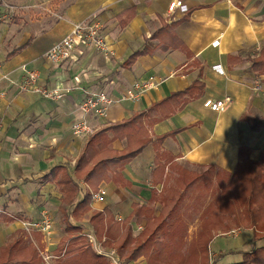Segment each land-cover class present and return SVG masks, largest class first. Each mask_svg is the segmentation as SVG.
Segmentation results:
<instances>
[{
	"label": "crops",
	"instance_id": "1",
	"mask_svg": "<svg viewBox=\"0 0 264 264\" xmlns=\"http://www.w3.org/2000/svg\"><path fill=\"white\" fill-rule=\"evenodd\" d=\"M172 1L175 0H45L44 3L42 0H0L7 8L16 7L15 29L19 43L13 49L23 46L10 58L7 55L13 49L4 54L0 76L9 74L11 80L18 82L21 77L19 67L26 65L39 72V85L61 93L58 99L48 100L36 94H18L15 86L0 81V90L5 91L0 100V249L21 238L24 245L37 250L43 264H57L56 247L65 236L64 230L61 233L59 228V217L53 214L50 235L37 232L27 235L20 229L15 230L10 201L19 197L22 201L20 209L23 208L22 204L26 202L21 199L20 191L34 182L39 183V178L49 175L54 166L65 165L72 169L83 150L86 139H75L70 127L80 118L79 106L86 96L82 95V89L90 80L83 78L76 82L75 73L79 71L78 66L87 67L93 60L85 56L80 63L73 64L68 60L54 65L41 56L53 43L66 36L73 24L90 15H98L104 40L119 61L118 69L94 72L97 91H106L113 100L104 118L94 120L89 117L95 131L128 119L136 112L146 111L152 104L185 90L198 80L204 85L203 95L154 124L149 130L150 137L181 129L173 137H167L162 148L183 167H201L206 171L213 166L232 174L243 160H259L264 151V129L251 132L240 118L245 113L264 116V92L252 90L256 80L264 88V76H256L250 69L251 60L264 44V0H176L186 10L176 7L168 11ZM129 9H133V14L126 20L121 14ZM3 11L0 7V12ZM42 11L48 15L36 16ZM175 20H181L174 32L188 53L179 49L167 53L155 49L152 54L137 58L129 68L122 67L128 56L139 50L160 27L161 21ZM30 29L33 32L28 31ZM4 37L3 33L0 43ZM146 42L151 48L156 45L155 41ZM134 44L138 46L136 49L131 47ZM150 78L158 82L155 87L138 94L136 99L124 98L126 92H138L132 88L135 83ZM225 97L230 98V103L221 112H212L202 106L206 99ZM123 147L124 141L112 143L115 150ZM70 155L72 159L67 161ZM153 158L154 149L149 145L125 163L121 171L130 185L101 183L98 187L105 189L104 200L101 203L90 201L89 209L82 213L73 214L72 209L75 203L81 202L87 190L84 183L77 182L79 193L71 207L61 204L62 193L53 183H42L45 185L39 190L46 194L45 205H49L51 213L61 212V208L66 210L70 214V223L81 226L83 233L93 230L89 220L95 211L106 208L115 220L116 217L123 219L131 211L132 203L147 202L152 188ZM109 166L112 174L118 173L117 161L112 160ZM36 199H39L38 205L44 201L43 196ZM138 226L142 227L132 223L134 232ZM15 231L19 235L13 234ZM46 254L53 257L47 263L42 258ZM126 264L145 262L139 259Z\"/></svg>",
	"mask_w": 264,
	"mask_h": 264
},
{
	"label": "trees",
	"instance_id": "2",
	"mask_svg": "<svg viewBox=\"0 0 264 264\" xmlns=\"http://www.w3.org/2000/svg\"><path fill=\"white\" fill-rule=\"evenodd\" d=\"M132 14L133 9H129L121 16L128 20ZM180 21H161L160 27L153 31L139 50L128 56L122 67L129 68L137 58L150 55L155 49L164 53L177 49L188 53L174 32ZM146 41H155V47L151 48ZM22 48L13 49L7 57ZM250 69L256 76H264V44L251 60ZM203 93V83L194 81L185 90L152 104L146 111L136 112L128 119L97 129L88 136L72 169L65 165L54 166L49 175L40 180L42 183H53L62 193L61 204L67 207L72 206L79 193L77 182L84 183L87 190L81 202L75 203L72 209L73 214L82 213L89 209L90 195L101 183L129 186L130 183L121 174L125 163L152 145L154 167L150 174L152 188L147 202L132 203L131 211L121 222L116 221L106 208L93 212L89 220L97 237L105 239L103 245L115 248L124 263L142 258L146 264H210L208 246L213 234L243 229L251 232L250 249L220 253L211 264L230 255H238L240 260L228 264H264V151L256 162L243 160L229 176L213 166L196 173L175 163L162 148L163 141L181 129L150 137L149 130L154 124L170 117ZM151 113L155 116L152 117ZM240 121L246 123L251 132L264 129V116L245 113ZM116 140L124 141L121 150L112 148ZM112 160L119 163L116 174L111 173L109 163ZM157 186L160 188L157 189ZM192 188L197 191L207 189L213 197L199 215L196 236L186 242L181 207L186 192ZM61 212L65 236L56 247L57 264H107L89 247L81 226L70 223V214L66 210L61 208ZM132 223L141 224L142 230L134 232ZM0 264L43 262L37 250L17 238L0 249Z\"/></svg>",
	"mask_w": 264,
	"mask_h": 264
},
{
	"label": "rangeland",
	"instance_id": "3",
	"mask_svg": "<svg viewBox=\"0 0 264 264\" xmlns=\"http://www.w3.org/2000/svg\"><path fill=\"white\" fill-rule=\"evenodd\" d=\"M44 2H45V0H42V3H44ZM0 7H2L4 10L3 12H0V36H2L3 33L5 34V37L2 39V41L0 43V65H3V63L5 62L3 60L4 54H7L11 49H13L15 46H17V44L19 42L17 41L16 29H15L16 16H17L16 15L17 12L15 11V10H17L16 7L12 6V7L7 8L8 6H6L4 4H0ZM45 13L46 12H43V11L38 12V13H36V16L43 17L44 15H48ZM93 17L98 20L97 22H99L100 24L102 23L97 14H93V15L89 16L90 19ZM36 18H37V20H39L38 17H36ZM28 31L33 32L32 29H30ZM101 34L103 36L102 32H101ZM103 38H104V36H103ZM55 43H53V44H55ZM131 47L136 49L138 46H135V44H134ZM48 49H46L43 53H45ZM85 56H87V57L90 56L92 58V60H93L92 61L93 63L91 62L92 65L88 63L87 67H84L83 65L78 66L77 70L79 69V71L75 73L76 82H77V80L79 82V80L83 79V78L90 80V83H88L87 87H83L82 95H86L87 92L93 93V92H96L97 90H99L98 86L95 84L94 72H101V69H104V70L107 69L108 72H111L114 69H118V63H119V61L117 59H115L116 56L114 54L109 58H104L93 47H91V46L83 47L82 45L78 46L72 52V54L68 60H70L71 63L76 64V63H80L79 61L82 58H84ZM82 63H85V60ZM111 68H113V69H111ZM100 90H102V89H100ZM102 92H104L106 95H108V93L106 91H102ZM17 93L21 94L19 92H17ZM255 93H258V92H255ZM110 100H111V103H110V105H111L113 103V100L111 98H110ZM79 112H80V106H79ZM80 114H81L80 118H77L71 124V127H70L71 132L70 133L75 139L76 138H78V139L85 138L87 140L88 136L91 135L93 132H95V129L91 134H89L87 136L75 135L72 132V125L75 122L89 117V116H84L81 112H80ZM1 117L2 116L0 115V128L2 126V118ZM71 159H72L71 155H70V158L69 157L66 158L67 161H71ZM184 168L187 169L188 171H193L196 173H198L200 171L203 172V170H204V168H201V167H191L190 168V167L186 166ZM229 175L230 174H227V176H229ZM39 180H41V178H39ZM32 184L33 185H30L28 188L19 192V194L23 195V197L21 199H24L23 201L26 202L25 205L22 204L23 208L20 209V206H21L20 203H22V201H20L19 197H16L17 199L15 198L12 201H10V204H13V206H11L12 210L10 213L15 218V221H16L15 230L16 231H17V229L18 230L20 229L21 231L24 232V229H23L24 224L37 223L45 216H47L48 219L53 222L54 221L53 214H56L57 218L59 217V219L61 220V217H62L61 212H59L57 210L56 212L51 213L50 211H52V210L49 208V205L48 204L45 205L48 201L46 199V194L44 195V193L40 192V190H39V188L43 187L45 184H42L41 181L39 183L34 182ZM53 190H56V189L53 188ZM104 192H105V189H104ZM45 193H47V192H45ZM105 195H106V192H105L103 198L105 197ZM38 196H43V199H44L43 203H40V205L37 204L39 199H36V198ZM212 197H213L212 192L207 190V189H204V188H202L200 191H197L194 188H192L191 190L186 192V196L183 200V204L181 207V215H182L183 221H184L185 226H186V232H185L186 242H189L191 239H193L196 236V234L199 230V224H200L199 215L202 212V209L212 199ZM3 200H5V198H3ZM103 200H101L97 203H101ZM34 201H36L35 205L33 204V203H35ZM6 203H9V201H6ZM28 203H29V205H27ZM156 207L158 208V205ZM23 209L28 210L27 212H29V213L26 214L25 210L23 211ZM20 210H22L23 212ZM60 220H59L58 224H59V228H60L61 233H62L63 232V225L60 222ZM16 231L13 234L19 235V232H16ZM135 231H136V229H135ZM250 238H251L250 230L232 229V230L227 231V232H220V231L216 232L215 234H213V238L210 241L209 246H208L210 264L212 263V260L220 253L250 249V247H251ZM99 239H101V238H99ZM209 259L207 261H209ZM238 260H240V256L230 255V256H226V257L222 258L221 260L217 261L215 264H228V263L236 262ZM123 262H124V260H123ZM144 262H145V260H144ZM145 264H146V262H145Z\"/></svg>",
	"mask_w": 264,
	"mask_h": 264
},
{
	"label": "built area",
	"instance_id": "4",
	"mask_svg": "<svg viewBox=\"0 0 264 264\" xmlns=\"http://www.w3.org/2000/svg\"><path fill=\"white\" fill-rule=\"evenodd\" d=\"M180 8L185 11V6L180 1H172L169 3L167 10L172 11L174 8ZM98 20L93 18H86L72 25L70 32L64 36L61 40L53 44L45 53L42 54L41 58L51 64H61L66 62L72 52L80 45L83 47H93L101 56L104 58L111 57L114 53L109 48L101 34V24ZM21 72L20 81L15 82L10 79L9 74H3L0 76V81H5L8 84L15 86L19 93H31L41 96L43 99L56 100L60 96L57 90H48L43 86L39 85L40 74L37 70L29 69L26 65L19 67ZM158 82L154 78H150L147 81L135 83L132 88L138 91L136 94L132 92H126L125 97L129 99H136L138 94L150 90L155 87ZM252 90L254 92H264L263 86L260 85L259 81H254ZM5 91L0 90V100L4 97ZM111 103L110 97L102 91H96L93 93H87L83 102L80 105V112L84 116H89L94 120L104 118L107 113V109ZM230 103V98L225 97L220 100L206 99L203 101V108L212 112H221L227 108ZM88 118L79 120L72 125V132L75 135L87 136L91 134L95 126ZM105 192L102 187H98L95 192L90 195V201L97 203L103 199ZM120 217H116V221L121 222ZM25 234H31L37 232L42 235H50L53 229V222L48 219L47 216L43 217L37 223H27L23 225ZM142 230L141 226L136 227V231ZM89 247L93 251L101 256L107 264H125L123 260L117 254V251L113 247H105L104 238L99 239L93 230H85L83 232ZM43 261L47 263L48 260L52 259V256L43 255Z\"/></svg>",
	"mask_w": 264,
	"mask_h": 264
}]
</instances>
